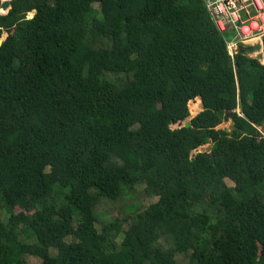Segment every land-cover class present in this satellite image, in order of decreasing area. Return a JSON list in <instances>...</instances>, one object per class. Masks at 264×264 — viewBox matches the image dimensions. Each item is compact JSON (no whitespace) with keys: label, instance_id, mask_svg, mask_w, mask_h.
I'll list each match as a JSON object with an SVG mask.
<instances>
[{"label":"trees","instance_id":"obj_1","mask_svg":"<svg viewBox=\"0 0 264 264\" xmlns=\"http://www.w3.org/2000/svg\"><path fill=\"white\" fill-rule=\"evenodd\" d=\"M205 1H10L0 264H264V37Z\"/></svg>","mask_w":264,"mask_h":264},{"label":"built area","instance_id":"obj_2","mask_svg":"<svg viewBox=\"0 0 264 264\" xmlns=\"http://www.w3.org/2000/svg\"><path fill=\"white\" fill-rule=\"evenodd\" d=\"M205 6L218 30L233 34L227 41L231 57L243 47L262 45L264 0H206Z\"/></svg>","mask_w":264,"mask_h":264},{"label":"rangeland","instance_id":"obj_3","mask_svg":"<svg viewBox=\"0 0 264 264\" xmlns=\"http://www.w3.org/2000/svg\"><path fill=\"white\" fill-rule=\"evenodd\" d=\"M97 7H98V5H97ZM0 13H4V11L3 12L0 11ZM31 16H32V12H29L27 14V17L30 18ZM5 36H6V33H3L2 36H1V38H4ZM248 55H250L252 57L258 58L260 60V62L264 64V59L262 57L261 48L252 51V53H250ZM188 110H189V116H188V118L186 120H190L192 117H194L198 112H200L202 110V104H201V101H200V98L199 97H197V98H195V99H193V100H191V101L188 102ZM236 111H238V109H236ZM176 125H174L173 127H176ZM232 127H233V122L231 121V119L224 120L218 126V128L224 129V130L229 131V132L232 130ZM204 146H206V145H204ZM104 207H106V205L101 204L97 208L96 212L102 211ZM111 213H113V212H111Z\"/></svg>","mask_w":264,"mask_h":264},{"label":"water","instance_id":"obj_4","mask_svg":"<svg viewBox=\"0 0 264 264\" xmlns=\"http://www.w3.org/2000/svg\"><path fill=\"white\" fill-rule=\"evenodd\" d=\"M10 1L11 0H0V9L2 11H4V13H1V14H6L8 12V10L10 8ZM6 36H7V34H6ZM6 36L4 38H0V46L3 42V40L6 38ZM188 125H189V120H185L183 122H178L176 126L177 127H181V126L187 127ZM203 151L209 152L210 151V145L207 144L206 146H201V147L193 150L190 158L192 159L196 153L203 152Z\"/></svg>","mask_w":264,"mask_h":264},{"label":"clouds","instance_id":"obj_5","mask_svg":"<svg viewBox=\"0 0 264 264\" xmlns=\"http://www.w3.org/2000/svg\"><path fill=\"white\" fill-rule=\"evenodd\" d=\"M1 14V13H0ZM32 14H33V12H32ZM262 46V45H261ZM261 51H262V48H261ZM250 54V53H249ZM264 59V58H263Z\"/></svg>","mask_w":264,"mask_h":264}]
</instances>
